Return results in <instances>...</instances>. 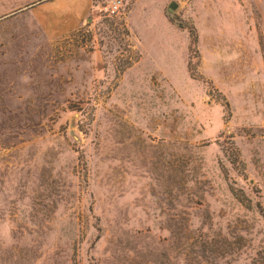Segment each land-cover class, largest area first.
<instances>
[{"label": "rangeland", "instance_id": "374dc122", "mask_svg": "<svg viewBox=\"0 0 264 264\" xmlns=\"http://www.w3.org/2000/svg\"><path fill=\"white\" fill-rule=\"evenodd\" d=\"M99 1L0 8V264H264V0Z\"/></svg>", "mask_w": 264, "mask_h": 264}, {"label": "crops", "instance_id": "0c3cea01", "mask_svg": "<svg viewBox=\"0 0 264 264\" xmlns=\"http://www.w3.org/2000/svg\"><path fill=\"white\" fill-rule=\"evenodd\" d=\"M33 0H19L17 3L10 6H0V8H26ZM60 4L59 8H90L91 0H57ZM83 14V13H82Z\"/></svg>", "mask_w": 264, "mask_h": 264}, {"label": "trees", "instance_id": "16d2710c", "mask_svg": "<svg viewBox=\"0 0 264 264\" xmlns=\"http://www.w3.org/2000/svg\"><path fill=\"white\" fill-rule=\"evenodd\" d=\"M173 20L179 27L187 29L188 36H189L188 48H189L190 52L192 50L195 52L196 51V44H197V31H196L195 26L192 23H189L185 20H180V19H173ZM195 55H196V52H195ZM127 64H125L124 66H126ZM187 66H188V69L190 70V60L187 62ZM191 75H194L192 73V70H191ZM225 104L228 107V103L225 102ZM239 199L244 200L243 197H240V196H239Z\"/></svg>", "mask_w": 264, "mask_h": 264}, {"label": "built area", "instance_id": "2783aa9c", "mask_svg": "<svg viewBox=\"0 0 264 264\" xmlns=\"http://www.w3.org/2000/svg\"><path fill=\"white\" fill-rule=\"evenodd\" d=\"M107 15L121 13L124 6V0H102L96 5Z\"/></svg>", "mask_w": 264, "mask_h": 264}, {"label": "water", "instance_id": "95a60500", "mask_svg": "<svg viewBox=\"0 0 264 264\" xmlns=\"http://www.w3.org/2000/svg\"><path fill=\"white\" fill-rule=\"evenodd\" d=\"M177 5L178 3L175 0H171L167 7L168 12H171V10H174Z\"/></svg>", "mask_w": 264, "mask_h": 264}]
</instances>
